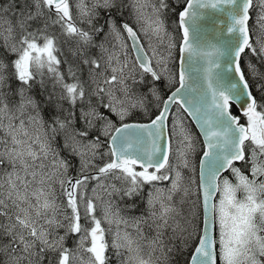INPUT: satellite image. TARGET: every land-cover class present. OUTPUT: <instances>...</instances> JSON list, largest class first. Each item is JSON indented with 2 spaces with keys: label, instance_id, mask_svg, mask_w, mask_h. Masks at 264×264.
I'll list each match as a JSON object with an SVG mask.
<instances>
[{
  "label": "snow or ice",
  "instance_id": "1",
  "mask_svg": "<svg viewBox=\"0 0 264 264\" xmlns=\"http://www.w3.org/2000/svg\"><path fill=\"white\" fill-rule=\"evenodd\" d=\"M0 264H264V0H0Z\"/></svg>",
  "mask_w": 264,
  "mask_h": 264
},
{
  "label": "water",
  "instance_id": "2",
  "mask_svg": "<svg viewBox=\"0 0 264 264\" xmlns=\"http://www.w3.org/2000/svg\"><path fill=\"white\" fill-rule=\"evenodd\" d=\"M207 26H208V25H206V27H207ZM208 38H209V39L212 38L210 33H208Z\"/></svg>",
  "mask_w": 264,
  "mask_h": 264
},
{
  "label": "trees",
  "instance_id": "3",
  "mask_svg": "<svg viewBox=\"0 0 264 264\" xmlns=\"http://www.w3.org/2000/svg\"><path fill=\"white\" fill-rule=\"evenodd\" d=\"M233 110H234V112L236 111V110H235V106H234V109H233ZM194 130H195V129H194Z\"/></svg>",
  "mask_w": 264,
  "mask_h": 264
},
{
  "label": "flooded vegetation",
  "instance_id": "4",
  "mask_svg": "<svg viewBox=\"0 0 264 264\" xmlns=\"http://www.w3.org/2000/svg\"><path fill=\"white\" fill-rule=\"evenodd\" d=\"M225 175H227V173H225Z\"/></svg>",
  "mask_w": 264,
  "mask_h": 264
}]
</instances>
